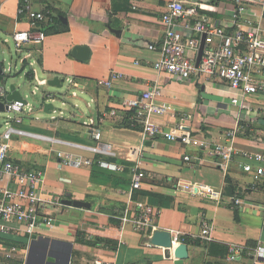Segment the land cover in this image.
Returning a JSON list of instances; mask_svg holds the SVG:
<instances>
[{"label": "crops", "instance_id": "obj_1", "mask_svg": "<svg viewBox=\"0 0 264 264\" xmlns=\"http://www.w3.org/2000/svg\"><path fill=\"white\" fill-rule=\"evenodd\" d=\"M18 2L0 0V49L1 42L8 44L15 32L29 29L28 22L18 17ZM187 3L192 7L196 5L199 15L212 17L217 23L228 16L226 9L230 7L229 2L222 0H187ZM34 4L37 9L49 10L53 19L67 24L69 30L47 35L41 45L16 49L19 58L16 72L25 71L31 83L34 76L47 81L59 77L62 84L68 77H74L81 86H86L85 94L96 99L92 105L95 117L99 112L106 114L99 125L100 141L109 145L114 154L106 155L105 159L124 167L123 171H113L61 166L58 151L94 156L68 143L95 146L98 142L84 122L77 120L79 115L71 110L73 102L68 93H62L66 95V104L61 105L71 107L63 110V116L56 114L53 118V108L45 110L41 101V110L49 117L27 115L18 127L45 138L14 135L10 158L26 169L41 171L46 192L60 195L63 202L66 199L88 202L91 208L64 203L62 207L48 209L54 226L40 229L35 235L60 241L57 249L72 246V264L75 249L82 248L77 242L78 233L85 239L101 237L105 249H95L97 258L93 264H255L248 253L235 263L224 260L230 245L264 246V187L257 191L250 189L251 179L239 165L242 159L238 158L225 171L211 149H201L194 139L188 144L163 138L143 140L139 130L121 126V113L110 116L107 112L120 108L124 98L138 96L157 82L162 88L159 103L168 111L155 119L166 128L181 123L184 133L206 140L212 146L231 144L228 131L238 128L231 140L234 147L239 151H260L264 149V103L255 101L251 110L243 113V109L231 101L233 92L220 81L177 82L156 71L154 62L158 54L149 50L148 45L163 39L161 16L166 0H34ZM77 47H88L90 58L79 59L75 55ZM19 62L21 69L17 66ZM28 65L30 68H26ZM11 67L13 71L12 63ZM117 73L121 77L113 80L111 88L97 86L96 80L111 79ZM4 76L0 74L1 85H4ZM41 92V97L47 93L58 94L43 86ZM255 95L264 97V93ZM244 104L249 106L246 100ZM180 133L182 131H177ZM185 155H190L192 160L184 161ZM139 160L146 177L140 189L143 194L137 199L161 210L157 227L145 234L130 227L121 231L115 220L129 201L132 168ZM227 178L237 189L235 195L226 192ZM194 182L214 186L223 190L224 195L215 201L193 196L182 185L178 186ZM5 184L6 180L0 179V187ZM231 197L240 199V204L234 206ZM56 214H60L59 219ZM204 221L212 226L210 241L201 237ZM2 226L0 222V241L9 243L14 251L22 254V264H26L32 236L20 229L4 230ZM160 230H180L196 241L187 244L189 256L176 259L173 249L152 244L153 233ZM105 239L116 241L117 250H112L114 243H107ZM54 253L59 255L58 250ZM256 264H264V258Z\"/></svg>", "mask_w": 264, "mask_h": 264}, {"label": "built area", "instance_id": "obj_2", "mask_svg": "<svg viewBox=\"0 0 264 264\" xmlns=\"http://www.w3.org/2000/svg\"><path fill=\"white\" fill-rule=\"evenodd\" d=\"M228 16L222 22L213 21L212 17L201 16L191 9L187 0H166L165 11L161 16L164 25V36L160 42L150 43L149 50L158 54L154 68L158 73L167 74L174 81H220L234 94L232 103L241 109L247 107L244 101L247 97L264 93V0H230ZM17 14L20 19L26 20L29 29L20 30L13 34L12 41L17 50L25 45H41L47 39L43 29L44 24L52 21V13L46 9H37L34 0H19ZM203 38H205L202 57L198 62ZM30 56V55H29ZM24 61V60H23ZM0 70L4 74L12 71L11 65L6 69L0 60ZM121 74H113L111 79H98V87L111 88L113 80L120 78ZM72 90V97H78L79 92L85 94L88 88L81 86L74 77L66 79ZM32 95L41 91L47 80H39L34 76ZM7 91L0 84V96H6ZM162 88L156 82L143 90L138 96L124 98L120 108H111L107 112L110 116H118L126 124L139 130L143 140L163 138L167 141H180L188 144L193 141L201 149H211L212 155L218 158L222 169L227 171L234 161L239 160L240 168L251 179L250 189L261 190L264 187V149L260 151H239L232 143L237 129L228 131V141L231 144L216 143L214 146L206 140L192 138L184 133L182 124L177 123L172 128H166L155 118L167 114V109L159 103ZM66 95L54 96L51 101H61L62 105ZM27 101H8L7 117L0 130V179L6 184L0 187V222L4 230L20 229L28 236L37 234L40 229L52 228L54 218L48 214L49 207L64 206L60 195H54L43 189L44 176L41 171L26 169L10 158L11 141L14 135L42 137L18 127L23 123L24 117L34 111L33 104ZM96 103L94 97L86 101L92 107ZM74 108L79 105L73 103ZM249 109V108H248ZM10 113V114H9ZM56 118L65 112L53 107ZM97 117L90 116L83 125L88 129L92 138L98 142L95 146L71 144L82 150L91 152L93 157H86L70 152L58 151L61 166L99 167L113 171H123L124 167L105 159L114 153L110 146L101 142V122L105 111L97 113ZM121 121V122H122ZM177 131L182 134H177ZM47 138V137H46ZM54 142V141H53ZM190 155H185L184 161L190 162ZM139 160L132 168L131 194L128 203L121 209L115 220L119 223L121 231L130 227L139 233H148L157 227L161 210L135 198V192L142 189L146 173ZM182 185V186H181ZM178 186L190 192L193 196H201L210 200H220L224 192L214 186L202 185L198 182L179 183ZM231 203L236 206L241 200L231 197ZM263 223H264V206ZM201 237L211 240L212 226L208 221L202 224ZM173 249L185 243L184 235L180 230H171ZM249 251V252H247ZM248 253L255 264L264 258V246L247 248L239 245H230L224 257L227 263H235Z\"/></svg>", "mask_w": 264, "mask_h": 264}, {"label": "rangeland", "instance_id": "obj_3", "mask_svg": "<svg viewBox=\"0 0 264 264\" xmlns=\"http://www.w3.org/2000/svg\"><path fill=\"white\" fill-rule=\"evenodd\" d=\"M222 2L226 3L229 2L230 4L232 3L230 0H222ZM194 5L193 7L191 6V9L193 11H196ZM220 17H222V19L224 18V16H222V14L220 15ZM1 49H0V60L3 61L4 63V67L7 69L11 63L13 65V71L12 72H7L6 74H8V76H10L9 78H14L16 82L21 83L23 85V92L24 95L28 97V100L33 104L34 106V111L30 114V115H34L35 118L40 117L41 118H45V117H49V115L41 110V91L36 94V95H32V90L34 88V84L35 83H31L29 82V80L26 78L25 74L23 72L25 71H21V73L19 74L18 72H16V63L17 60H19L17 52H16V47L14 42L10 39V42L8 44H3V42H1ZM2 50H4V53L2 52ZM31 61V59L29 60ZM18 67H20L19 69H21V63L19 62ZM26 68H30V66L28 65ZM18 71V70H17ZM28 72V69H27ZM68 83L66 82V80H64L63 84L61 87H52L49 85H45L43 86L44 88H46L47 90H50L52 92H56L59 94L62 93H68V95L70 96L72 102L74 104H78L79 108H73L71 106H65L63 107L61 105V101H56L54 103V105L56 106V108L62 109V110H66L68 107H71V110L74 109L77 113H78V118L77 120L79 122H84L85 120H87L90 116L95 117L96 116V112L94 110V108H88L86 101L90 100V96L86 95V94H81L79 92V96L78 97H72V90H68ZM42 88V87H41ZM71 94V95H70ZM246 102L249 103V106H247L245 109H243V113H246L247 110H251L248 108H252V103H254L255 101L259 102V103H264V97L263 96H249L246 99ZM255 102V103H256ZM10 114V113H9ZM7 117V113H0V123L4 124L5 122V118ZM2 132L5 130V127H2L0 129ZM49 209H54L53 206L49 207ZM60 214H56V218L59 219ZM101 237H94L92 239L93 241V245H84L82 244V249L81 247H77V249H75L74 251V264H93V262L96 260L97 258V251H95V249H105L103 247V245L101 244ZM264 245V243H263ZM79 248V249H78ZM23 255L20 254L18 251H14L12 249V246L9 243H3L2 241H0V264H22L23 263Z\"/></svg>", "mask_w": 264, "mask_h": 264}, {"label": "water", "instance_id": "obj_4", "mask_svg": "<svg viewBox=\"0 0 264 264\" xmlns=\"http://www.w3.org/2000/svg\"><path fill=\"white\" fill-rule=\"evenodd\" d=\"M204 43H205V38H203L201 49L198 55V62L200 61L204 49ZM91 50L88 47H77L75 49V55L81 59V60H87L90 58ZM1 75L4 76V87L6 91L8 92L6 96H0V113H6L7 111V102L8 101H18V100H23L27 101L26 96L24 95L23 92V85L21 83H18L15 81L14 78H9L10 76L6 75L3 73L2 70H0ZM47 85L52 86V87H61V79L59 77H55L53 79H49L47 81ZM59 95H53L51 93L43 94L41 97V101L43 102L45 106V110H47L49 107L53 108L54 103L51 101V99L54 96H60ZM46 97V98H45ZM45 98V99H44ZM3 127V124L0 123V129ZM64 203L68 206H73L77 208H91V204L85 201L81 200H71V199H66L64 200ZM152 244L164 247V248H171L172 241H171V234L169 231L166 230H160L156 231L152 235ZM40 240H45L48 242V245L45 247L43 252H46L48 254L47 257V264H53L57 262V255L53 252L55 244H59L60 241L57 240H51L48 237L45 238H38L37 235L32 236V243L29 247V253H28V260L26 264H29L30 258L32 257L33 250L35 246L40 242ZM71 245V244H70ZM72 250V246H70ZM173 254L176 259H185L189 256V250H188V245L185 243H181L173 248ZM61 264H71L70 257L66 262H63Z\"/></svg>", "mask_w": 264, "mask_h": 264}, {"label": "trees", "instance_id": "obj_5", "mask_svg": "<svg viewBox=\"0 0 264 264\" xmlns=\"http://www.w3.org/2000/svg\"><path fill=\"white\" fill-rule=\"evenodd\" d=\"M43 29L46 32V34L49 35V34H52V33L66 32V31L69 30V27H68L67 24H63L57 18H55V19L52 18L51 22H48L47 24H44ZM121 126H127L128 127V125L126 124L125 121L121 122ZM227 182H228V186L226 187V192L228 194H230V195H235L236 194V190H237L236 187L233 185L231 179L227 178ZM142 194H143V192H140V190H138V191L135 192L134 196H135V198H138ZM151 231L152 230H150V232ZM81 235H82V233H78V235H77V242L78 243H81V244H84V245H91V246L93 245L92 239H85V238L81 237ZM183 238H184V242H186L187 244H190L192 242H196V241H193V239H191L189 235H184ZM105 242L114 243V244H112L113 246H111V249L114 250V251L117 250L118 243L116 241H113L111 239H105ZM227 251H229V250H227ZM224 253H225V251H224ZM224 253L222 251V254H224Z\"/></svg>", "mask_w": 264, "mask_h": 264}, {"label": "flooded vegetation", "instance_id": "obj_6", "mask_svg": "<svg viewBox=\"0 0 264 264\" xmlns=\"http://www.w3.org/2000/svg\"><path fill=\"white\" fill-rule=\"evenodd\" d=\"M48 245V242L45 240H41L34 248L33 253H32V257L30 258L29 264H47V257L48 254L46 252H43V250L45 249V247ZM58 244H55L54 247V251L58 250L59 251V255H58V259L57 262L53 263V264H61L63 262H66L69 257L71 260V264H72V250L70 248L69 245H65L63 247H59L56 246Z\"/></svg>", "mask_w": 264, "mask_h": 264}]
</instances>
